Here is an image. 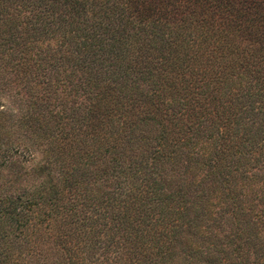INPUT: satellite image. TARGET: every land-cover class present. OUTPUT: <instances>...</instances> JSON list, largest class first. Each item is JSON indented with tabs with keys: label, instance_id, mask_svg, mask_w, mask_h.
I'll return each instance as SVG.
<instances>
[{
	"label": "trees",
	"instance_id": "obj_1",
	"mask_svg": "<svg viewBox=\"0 0 264 264\" xmlns=\"http://www.w3.org/2000/svg\"><path fill=\"white\" fill-rule=\"evenodd\" d=\"M0 264H264V0H0Z\"/></svg>",
	"mask_w": 264,
	"mask_h": 264
},
{
	"label": "rangeland",
	"instance_id": "obj_2",
	"mask_svg": "<svg viewBox=\"0 0 264 264\" xmlns=\"http://www.w3.org/2000/svg\"><path fill=\"white\" fill-rule=\"evenodd\" d=\"M5 104H8V103L5 101Z\"/></svg>",
	"mask_w": 264,
	"mask_h": 264
}]
</instances>
